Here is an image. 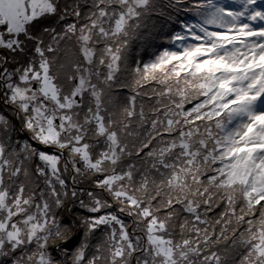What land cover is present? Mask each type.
Instances as JSON below:
<instances>
[{"label": "snow or ice", "instance_id": "6c2138e0", "mask_svg": "<svg viewBox=\"0 0 264 264\" xmlns=\"http://www.w3.org/2000/svg\"><path fill=\"white\" fill-rule=\"evenodd\" d=\"M180 4L72 0L61 8L57 0H0V48L22 53L31 41L39 57L0 70L4 99L31 133L17 139L0 114V257L13 256L12 264H227L217 250L223 242L245 249L239 264H264V107H257L264 105V25L241 22H264V11L250 9L257 0H242L241 11L208 0L214 11L184 25L198 43L137 64L127 86L134 94L113 95L129 41L146 18L167 16L164 8L179 12ZM48 17L58 18L60 31L34 33ZM72 37L77 58L54 71L60 42ZM8 63L0 57V66ZM153 81L163 90H152L156 99L146 105L148 94L136 89ZM84 180L92 190L78 192ZM69 194L90 213L75 245L72 224L57 211ZM105 195L142 225L143 236L108 211ZM113 224L118 229L102 243H91L89 236L99 239L95 233Z\"/></svg>", "mask_w": 264, "mask_h": 264}, {"label": "trees", "instance_id": "16d2710c", "mask_svg": "<svg viewBox=\"0 0 264 264\" xmlns=\"http://www.w3.org/2000/svg\"><path fill=\"white\" fill-rule=\"evenodd\" d=\"M220 1V0H219ZM227 1V0H226ZM241 4H242V0ZM232 2V1H230ZM72 0H59V5L61 8L65 7L68 4H71ZM156 3L159 4H166L167 0H157ZM208 3V0H181V4L179 5L181 11L176 12L175 10H170L168 8H164V12L167 13V16H161L159 13H154L148 18H146L145 24L147 25L146 27H141L138 30V34L134 35V44H132L131 51L126 52V59L125 60H134V62H138L139 64L147 63V60L149 59L148 57H156L158 54L162 52L164 49H169L170 47H174L175 43L177 40H175V36L177 34H180L181 31L182 33H187V29H185L184 25L185 24H190L191 22L188 21L189 18H193L196 16V9L200 7H206V4ZM213 3L216 4L218 3L216 0H213ZM60 27L61 23L58 21V18L54 17H48L43 19L42 23L37 26V32L42 33L43 29L46 27L50 28H56ZM177 31L179 33H177ZM185 36V34H183ZM46 35L43 36V39L46 41L48 38L45 37ZM132 37V38H133ZM31 42V41H30ZM129 41V43H132ZM27 46V45H26ZM130 46V44H129ZM128 46V47H129ZM70 47V46H69ZM33 47H25L24 52L26 54H29V57L31 58L33 55L32 53L34 52ZM6 52L10 54V52L6 49ZM61 53V52H59ZM58 53V54H59ZM78 53V52H77ZM76 53V54H77ZM57 54V55H58ZM29 58V59H30ZM35 60V58H33ZM32 60V59H31ZM60 63H68V62H63L59 61L56 63V67L59 66ZM134 67H130L125 65L124 63L122 64L121 67V72H123V88L120 85H117V88H113L114 92L113 95L117 97L118 92H123L127 90H132V88L127 89L124 88V85L126 83L128 85H132L134 81V74L132 72L133 79L129 78L126 74H128L130 71H132ZM183 75V73H182ZM125 76V77H124ZM119 84V83H117ZM153 87V89H152ZM159 88V89H157ZM152 90L156 91H162L163 86L157 84L155 81L145 84L142 89H136V91L143 92V93H148L147 96L151 95V101H155L156 97L153 96ZM125 91V92H127ZM133 91V90H132ZM127 92V93H128ZM117 93V94H116ZM134 93H131L132 95ZM148 98V97H147ZM198 100H192L190 102L185 103V110L191 108ZM141 101L138 99V103ZM146 105L149 103L148 100L143 101ZM7 105H10L9 103ZM258 106L261 107V104L258 103ZM4 109L6 110L5 105L0 104V111L3 113L5 112ZM147 110V108H146ZM7 113V112H6ZM8 113L7 115H9ZM15 122V121H14ZM29 137V136H27ZM26 137V138H27ZM34 147H37L34 145ZM39 150L42 151H52V149H49L43 145H40L37 147ZM64 163L63 159L61 160V165ZM69 174H65V176H68ZM66 183L68 185V189H71L73 187L71 179H67ZM58 190H59V186ZM76 189L79 192L80 189H84L85 191L92 190L91 188V180H84L81 183H78L76 185ZM80 199H83L86 204L89 203L88 198L86 195L80 196ZM104 199L108 200L109 204H113L112 199L105 195ZM118 205L113 204L112 208L108 209V211L113 212L115 214L119 215V218L124 221V223L128 226V231L129 233L135 232V235L137 236H143V232L141 231L142 225L140 227L137 226L136 223H134V218L131 216H128L126 213L125 214H120L118 212ZM59 212L60 219L63 223H71L73 227V231L76 233L75 239L72 241V245H75L78 241L84 239V230L83 226L80 223L81 218H87L90 216V213L88 212L87 208H82L79 204V202L73 203L72 198L69 194V197L66 199L65 204L61 209H57ZM103 214V213H101ZM117 228L118 225H106L102 226L96 233L95 237L99 239H93L91 236H89V239L92 244H98L102 243L104 239H106L107 235L109 234L111 228ZM242 230V228H241ZM237 235H239V231L237 232ZM230 244V241L228 242ZM72 245H69L71 247ZM107 246L105 245V248ZM95 250V249H93ZM221 254L227 256V264H239V261L241 259V255L245 251V249L238 248V249H233L231 247H228L227 244L221 243L218 246L217 249ZM106 255V252L104 253ZM14 257L9 256V257H0V263L1 264H12Z\"/></svg>", "mask_w": 264, "mask_h": 264}, {"label": "rangeland", "instance_id": "374dc122", "mask_svg": "<svg viewBox=\"0 0 264 264\" xmlns=\"http://www.w3.org/2000/svg\"><path fill=\"white\" fill-rule=\"evenodd\" d=\"M216 1L218 2V3L215 4L217 7H224L226 10H229V11H241L242 10V4H241V1L240 0H227V1L226 0H220V1L219 0H216ZM230 1H232V2H230ZM212 2H213V0H212ZM57 3L59 4V0H57ZM253 7H256L257 10L264 11V0H257V5L250 6V9L253 8ZM210 11H214V9H211V8L207 7V4H206V7H203L201 9L199 7V8L196 9V16L193 17V18H189L188 21L191 22L190 24L201 23L202 20L205 18V15L208 12H210ZM202 14H205V15H202ZM68 22H72L71 19H69ZM241 22L242 23H250L253 27H257V26L264 25V22H261L259 20H257V21H250V20H248L247 16L242 17L241 18ZM61 27H63V24H61L60 27H58V25H57L56 30L57 31H60V28ZM207 28H208L209 31H222L223 30V29H221L219 27L218 24H209V25H207ZM33 31H34V33H38L37 32V26H34L33 27ZM196 32H197V34L202 35V33L199 32V29H196ZM177 33H179V32L177 31ZM180 34L181 35L185 34V37H186L185 40H183V41H176L174 47H170L169 49H164V50H162L161 53H163L164 51H180V50H182L183 47H187L189 44H196V43H198L188 33H182V31H181ZM45 37L48 38V40H46V41L44 40L45 43H47L49 41V37L47 35ZM21 39H23V37H21ZM134 39H135L134 37L131 39L133 42L132 43H129L130 46L126 49V52L127 51H129V52L131 51V48H132L131 46H132V44H134ZM131 40H130V42H131ZM74 41H75V37H72L70 40L61 41L60 42V46H59L60 47V51L59 52H61V53H59V52H58L59 54L57 53L58 55H57V62L56 63H58L59 61L70 62V61L75 60L77 58V56H78L77 46L74 43ZM25 45H27L26 47H33V49H31V50H34V52L32 53L33 56L31 58L29 57V54H26L25 52H22V53H19L18 52L16 54H12V53L9 54L8 52H6V49L0 48V57H7L8 61H9V63L7 65L0 66V70H2V67H4V66L8 67L11 70V69H14V68L19 67V66L27 65V63L31 59L33 60V58H35V60L38 61L39 60V57L35 53V48H34L33 42L25 41ZM160 54H158L157 56H159ZM46 55H48V54L46 53ZM156 57L152 58V57L149 56L148 57L149 59L147 60V63L150 62V61H153ZM49 58L51 59V57H49ZM124 64L127 65V66L130 65V67H134L135 68L136 65L139 64V63L136 62V61L134 62V60H125ZM121 67H122V65H121ZM53 70L54 71L56 70V66H54ZM101 71H104V69H101ZM119 75L121 76V79L118 82H116V83L113 84V88H115V87L117 88V85H120L123 88V80H122V78H123V72H121ZM126 75L130 79L131 78L133 79V77H131L132 76V71H130ZM117 83H119V84H117ZM127 86H128V84L126 83V85H124V88H127V89H130L131 88V87H127ZM152 89H153V87H152ZM157 89H159V88H157ZM125 91H127V90H125ZM125 91L118 92V94L116 93L117 94V98L118 99L126 98L128 96H131L130 94L133 93L132 90H129L130 92L127 91L128 93L125 92ZM147 97H145V101L146 100L149 101V98H151V95L150 96H147ZM0 104L2 106L5 105V107H6V110L4 109L5 112L2 113L0 111V114L6 115L9 118V120H11L12 123L15 125L16 130H17L16 133H15V135H16L17 139H26L27 136H30L31 133L24 132L21 129L20 118L16 114L15 106L14 105H7L8 103L4 99L3 91L2 90H0ZM257 107L259 108L258 105H257ZM261 107H264V105H261ZM8 113H10V114L7 115ZM34 145H36L37 147L40 146L39 144H34Z\"/></svg>", "mask_w": 264, "mask_h": 264}]
</instances>
